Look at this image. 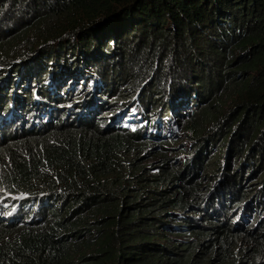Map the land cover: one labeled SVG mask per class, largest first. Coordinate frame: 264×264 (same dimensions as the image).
<instances>
[{
    "label": "trees",
    "instance_id": "1",
    "mask_svg": "<svg viewBox=\"0 0 264 264\" xmlns=\"http://www.w3.org/2000/svg\"><path fill=\"white\" fill-rule=\"evenodd\" d=\"M177 117L227 129L176 163ZM231 132L264 159V0H0V264H264V182L197 176Z\"/></svg>",
    "mask_w": 264,
    "mask_h": 264
},
{
    "label": "rangeland",
    "instance_id": "2",
    "mask_svg": "<svg viewBox=\"0 0 264 264\" xmlns=\"http://www.w3.org/2000/svg\"><path fill=\"white\" fill-rule=\"evenodd\" d=\"M75 99H78V97L74 96V99L72 100H75ZM207 103L212 104V99H209ZM220 103L222 105V112L224 113L223 118L225 120L227 117V113L229 112V108H228L229 103L228 101H224L222 99L220 100ZM68 104L72 105L73 102L69 101ZM201 109H202V105L194 103L193 105L190 106V109L188 110V112L189 114H193V113L198 114ZM187 118L188 117H177L175 119L176 136L174 138H176L178 141H177V144L174 146L175 150L171 153L169 158L171 159L173 158L174 161H176V163L182 162L183 156H184L183 153H186L185 155H187V153L190 154L194 151V149H197V148L198 149H203L204 147L209 148L208 146L209 143L207 142L205 138L207 134L209 133L211 134L215 131L217 133H220V132L223 133L225 129H227L225 123L223 122L220 123V125L217 128L207 127L208 129H206V131L201 134L199 139L195 140V139H192L191 133H184V124ZM225 136L226 135L216 138L213 144L210 143L212 145L211 148L213 150L218 149V151L215 152L217 154L213 155V157H210V159H207V161L205 160L203 161V163L200 164L201 168H200V172H197L198 174L197 176H200V178H202L204 182L208 181V183L211 182L210 184H213L212 180L214 179V177L216 178L218 176L223 177L226 174L234 175V174L239 173V176L243 174L244 179L240 181L242 182V185L245 186L244 196L249 198L247 201L248 203L252 199H255L256 196H258V194H260L258 190L262 187V184L264 182V159L258 162L259 155H256L255 153L250 154L249 147L247 146L246 148H244L243 151H241L239 158H237L236 153H233L230 159L228 160L227 152H228L229 145L231 143L230 139L232 138L231 137L232 132L226 137V140L224 138ZM195 141H198V144H195ZM221 141H224V147H218V144ZM236 143H234V146ZM232 144L233 142L231 143V146ZM181 150H183V152H181ZM138 162L142 166L148 167L150 164H154V165L159 164L160 159L153 153L148 154V155L142 154L139 156ZM243 164H246V166L244 167V170L242 171L240 166ZM237 183H239L238 178H237ZM257 213H258L259 219H264V204L257 207ZM254 218H255V213H250L249 219L246 220L244 224H247L248 226L251 225L253 223Z\"/></svg>",
    "mask_w": 264,
    "mask_h": 264
},
{
    "label": "clouds",
    "instance_id": "3",
    "mask_svg": "<svg viewBox=\"0 0 264 264\" xmlns=\"http://www.w3.org/2000/svg\"><path fill=\"white\" fill-rule=\"evenodd\" d=\"M253 213V212H252Z\"/></svg>",
    "mask_w": 264,
    "mask_h": 264
}]
</instances>
